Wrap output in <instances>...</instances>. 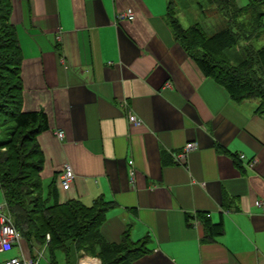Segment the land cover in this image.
I'll use <instances>...</instances> for the list:
<instances>
[{
  "label": "crops",
  "instance_id": "1",
  "mask_svg": "<svg viewBox=\"0 0 264 264\" xmlns=\"http://www.w3.org/2000/svg\"><path fill=\"white\" fill-rule=\"evenodd\" d=\"M10 1L22 51V105L41 108L48 117L37 135L44 156L42 195L54 181L60 202L107 201L102 236L119 242L127 229L133 240L144 241V251L118 264H264V209L254 204L264 199L258 99L234 100L205 75L168 17L171 7L183 26L185 11L196 18L207 9L215 14L212 3ZM127 7L134 17L120 18ZM233 55H241L239 45ZM129 111L138 123L128 120ZM188 141L195 147L180 163L173 154ZM65 162L74 171L68 188L59 183ZM195 216L198 225L190 221ZM206 219L221 225L210 232ZM13 255L37 264L101 263L96 253L76 247L69 261L60 248L52 256L46 242L22 235L0 250V264Z\"/></svg>",
  "mask_w": 264,
  "mask_h": 264
},
{
  "label": "trees",
  "instance_id": "2",
  "mask_svg": "<svg viewBox=\"0 0 264 264\" xmlns=\"http://www.w3.org/2000/svg\"><path fill=\"white\" fill-rule=\"evenodd\" d=\"M209 1L226 18V25L212 33L198 23L183 27L170 7L175 37L199 69L221 83L232 99L257 98L256 110L264 115V44L250 43L264 30V0L243 5L236 0ZM10 13L11 1L0 0V128L6 132L0 138V189L13 224L26 240L46 242L52 256L60 248L69 261L70 248L76 247L99 255L100 264L128 261L145 250L144 241L133 240L127 229L119 242L102 236L99 226L107 201L97 198L90 206L77 198L60 202L54 181L42 195L44 156L37 135L48 127V117L41 108H23L22 51ZM238 45L241 55L234 61L225 50ZM206 225L211 232L221 223L206 219Z\"/></svg>",
  "mask_w": 264,
  "mask_h": 264
},
{
  "label": "built area",
  "instance_id": "3",
  "mask_svg": "<svg viewBox=\"0 0 264 264\" xmlns=\"http://www.w3.org/2000/svg\"><path fill=\"white\" fill-rule=\"evenodd\" d=\"M118 16L120 18H133L134 11L131 7H127L125 10L121 11ZM128 120L132 123H138L140 119L132 112H128ZM57 135L62 136L63 131L57 130ZM195 147L194 141H188L183 146L180 151L174 152L173 156L176 161L180 163H184L186 161V157L188 152ZM130 163V175L133 176L134 168L132 164V160ZM74 177V171L68 162H65L62 168V171L59 174V183L62 188H68L71 184L72 178ZM254 204L260 206L264 209V199L256 198L254 200ZM191 223L194 225H198L199 219L193 217ZM21 234L19 230L13 224L11 215L5 209V203H0V250H7L12 247V244L15 242H19ZM5 264H37V260L35 258L24 257L23 255H13L10 256Z\"/></svg>",
  "mask_w": 264,
  "mask_h": 264
},
{
  "label": "rangeland",
  "instance_id": "4",
  "mask_svg": "<svg viewBox=\"0 0 264 264\" xmlns=\"http://www.w3.org/2000/svg\"><path fill=\"white\" fill-rule=\"evenodd\" d=\"M212 8L213 10H215V14L210 12V10L207 9L206 16L202 15L199 12V14L197 15V18L193 16L192 14H189L190 13L189 10L185 11V15L183 16L184 18L182 19L183 26L187 27L189 26L191 22L198 21L199 24L202 25L203 28L208 33H212L213 31L221 29L222 27H224V23H225L224 16L220 13V11L215 9L216 7L213 4H212ZM252 41L253 43L252 42L250 43L253 44V46L255 45L256 47H258L260 45H263L264 44V32L260 35L259 38H256V39L253 38ZM242 43H240L241 46H242ZM234 50H235V47L232 46L226 49L225 52H226V55L232 58V60L237 61V56L233 55ZM5 135H6V132H4V129L0 128V138H4Z\"/></svg>",
  "mask_w": 264,
  "mask_h": 264
}]
</instances>
